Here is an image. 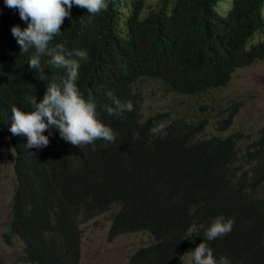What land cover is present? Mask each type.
<instances>
[{
  "label": "trees",
  "instance_id": "16d2710c",
  "mask_svg": "<svg viewBox=\"0 0 264 264\" xmlns=\"http://www.w3.org/2000/svg\"><path fill=\"white\" fill-rule=\"evenodd\" d=\"M263 1L230 0L224 15L214 10L216 0H161L144 15V0L107 2L95 15L72 7L52 42L65 52L87 51L77 86L116 138L68 148L48 137L46 147L28 148L27 137L8 139L0 130L6 146L0 145V155L10 156L14 177L2 237L20 240L24 264H82L79 223H95L103 213L110 216L107 240L146 233L124 264H182L183 252L204 240L219 215L234 225L230 233L204 240L214 257L264 264V125L251 140L239 130L226 133L242 100L232 96L216 106L211 91L226 85L235 66L264 58V35L245 46L262 27ZM122 4L128 18L116 10ZM168 5L170 11L193 6L215 14L229 36H203L191 23L174 36L159 35L158 18ZM16 25L27 26L0 0V117L32 96L39 102L47 80L59 84L66 77L46 56L47 80L27 68L34 49L13 52ZM108 92L133 110L110 115Z\"/></svg>",
  "mask_w": 264,
  "mask_h": 264
},
{
  "label": "clouds",
  "instance_id": "9594fccd",
  "mask_svg": "<svg viewBox=\"0 0 264 264\" xmlns=\"http://www.w3.org/2000/svg\"><path fill=\"white\" fill-rule=\"evenodd\" d=\"M107 2L120 3L122 0H4V5L18 10L20 19L27 24L23 30L18 25L11 27L13 52L16 53L15 50H18L20 54H26L34 49L27 68L39 70V79L42 81L48 79L41 64V58L44 56L50 58L49 64L60 70L59 74L66 73V77L59 84L52 82V79L46 81L48 86L39 102L35 96H32L28 104L9 107L7 115L0 117V130H3L6 138L20 140L27 137L28 148L46 147L49 144L48 137L68 148L94 146V142L101 139L110 143L115 142L116 134L98 119L100 112L96 104L91 98L86 100L77 86L81 61L88 59L87 51L75 50L71 53V50H66L65 52L63 45L54 46L52 42L54 37L60 34L65 18H70L74 5L95 15L108 8ZM160 2L161 0H144L141 15L151 9H156ZM215 4L213 8L216 13L224 15L230 6V0L223 14L215 9ZM263 4L264 1L260 8L262 27L264 26ZM116 10H119L120 15L126 18L131 14L128 11V5L116 6ZM158 19L159 35L174 36L181 25L191 23L201 30L203 36L210 35L216 39L229 36L227 26L215 14L199 12L193 6L170 11L168 5ZM254 42L246 43L245 46ZM255 60L259 59L252 61ZM247 64L235 66L229 72V81L226 85L211 89V91L220 97L232 92L231 87L234 83L239 84L240 77H255L256 74L245 67ZM107 96L111 100V105L105 107L110 115L122 116L125 112L133 110L131 102H122L112 92H108ZM261 127L248 140L257 137ZM153 131H162V129L157 128ZM135 138L138 139L139 134H136ZM0 145L3 144L0 142ZM233 225L234 220L231 218H225L223 215L215 217L204 233V240L211 241L230 233ZM204 240L193 250L186 249L183 252L182 264H192V262L194 264H229L226 256H221L217 260Z\"/></svg>",
  "mask_w": 264,
  "mask_h": 264
},
{
  "label": "rangeland",
  "instance_id": "374dc122",
  "mask_svg": "<svg viewBox=\"0 0 264 264\" xmlns=\"http://www.w3.org/2000/svg\"><path fill=\"white\" fill-rule=\"evenodd\" d=\"M229 5V0H217L215 9L223 14ZM264 15V4L262 6ZM264 26L257 29L247 44L261 39L264 35ZM256 74L255 77L242 76L239 84L231 87L232 92L216 96L215 105L221 106L225 98L232 96L242 100L231 126L225 131L239 130L245 136V140L254 135L257 129L264 125V58L252 61L245 66ZM189 112H194L189 109ZM210 130L209 127H207ZM14 177L11 171V158L8 155H0V264H24L20 259L22 255L21 242L17 237L6 241L2 237L3 231L8 226L10 218V195L13 189ZM110 216L101 214L97 221H82L81 229L80 261L82 264H124L130 254V247L146 238L144 232H123L107 240V227Z\"/></svg>",
  "mask_w": 264,
  "mask_h": 264
}]
</instances>
